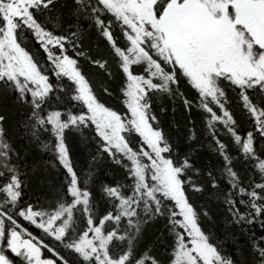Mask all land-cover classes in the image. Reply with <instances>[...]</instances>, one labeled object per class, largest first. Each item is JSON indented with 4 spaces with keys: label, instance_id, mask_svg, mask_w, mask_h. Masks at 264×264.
<instances>
[{
    "label": "snow or ice",
    "instance_id": "1",
    "mask_svg": "<svg viewBox=\"0 0 264 264\" xmlns=\"http://www.w3.org/2000/svg\"><path fill=\"white\" fill-rule=\"evenodd\" d=\"M262 19L264 0H0V264H264Z\"/></svg>",
    "mask_w": 264,
    "mask_h": 264
},
{
    "label": "trees",
    "instance_id": "2",
    "mask_svg": "<svg viewBox=\"0 0 264 264\" xmlns=\"http://www.w3.org/2000/svg\"><path fill=\"white\" fill-rule=\"evenodd\" d=\"M112 103H115V101H112ZM165 103L167 104L166 99H165ZM172 116L173 114L171 112L163 114L162 116L163 126L167 129L170 137L177 138L179 140L180 139L179 132L176 129H172L168 124V121L170 118H172ZM15 118L16 117L13 116L11 119L14 121ZM182 118H183L182 113L178 111L175 114L176 122L180 124ZM180 131H182V129ZM83 132H84V136L87 137L88 139V146H87L88 152H91L92 155H95L97 150V145L94 140V133L89 129H85L83 130ZM68 143L71 148V156L73 158L76 167L78 169H87L90 157L87 154V150L85 151L83 149L78 134L72 133L71 136L69 137ZM188 147L189 146L187 144L183 142H179L177 143L176 151L186 152L188 150ZM44 158H48L47 154H45ZM121 171L122 170L119 168V166L113 165L110 160H105L104 163L101 165V172L102 174H105L106 180L113 179V176L119 174ZM57 172L58 174L56 176V180L62 182L64 179V176L62 174L63 170L58 169ZM33 188H34L33 195L39 196L42 194L43 190L40 189L38 186L33 185Z\"/></svg>",
    "mask_w": 264,
    "mask_h": 264
},
{
    "label": "rangeland",
    "instance_id": "3",
    "mask_svg": "<svg viewBox=\"0 0 264 264\" xmlns=\"http://www.w3.org/2000/svg\"><path fill=\"white\" fill-rule=\"evenodd\" d=\"M259 26H260L262 29H264V19H262V20L260 21Z\"/></svg>",
    "mask_w": 264,
    "mask_h": 264
}]
</instances>
